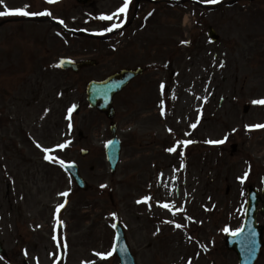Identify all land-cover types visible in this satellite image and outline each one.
<instances>
[{"label":"rangeland","instance_id":"374dc122","mask_svg":"<svg viewBox=\"0 0 264 264\" xmlns=\"http://www.w3.org/2000/svg\"><path fill=\"white\" fill-rule=\"evenodd\" d=\"M177 1L140 0L145 29L135 20L123 37L109 40L60 36L46 19L0 21V264H118L116 220L136 264H184L188 257L189 264H237L223 237L241 225L246 187L260 190L264 174V127H246L264 125V104L253 103L264 99V0L212 10ZM118 3L79 7L69 0L50 10L68 11L75 28L106 34L120 20L100 17L115 13ZM4 4L0 11H41L26 0ZM209 27L218 35L213 43ZM60 57L97 65L63 71L56 67ZM137 66L145 71L113 99L122 149L110 172L104 156L110 120L89 108L85 85ZM61 160L78 164L85 189ZM175 170L177 182H170ZM255 264H264V249Z\"/></svg>","mask_w":264,"mask_h":264},{"label":"water","instance_id":"95a60500","mask_svg":"<svg viewBox=\"0 0 264 264\" xmlns=\"http://www.w3.org/2000/svg\"><path fill=\"white\" fill-rule=\"evenodd\" d=\"M87 0H82L86 2ZM212 39H216V35L211 31ZM95 60H83L80 62H73L62 59L59 65L63 68H70L73 71H78L80 68L94 65ZM141 73L140 68L134 70L122 69L114 73L104 80H91L86 85L87 100L90 107L95 108L101 112H105L107 118L111 119L114 116V109L112 106V97L115 93L122 90V88L136 75ZM248 109L244 107V112ZM116 125H110V132L112 138L105 146L107 160L110 163L111 171H114L118 162L120 153V141L115 135ZM81 154H86V151H81ZM64 168L68 170L75 178L77 184L84 188L85 182L78 174V168L75 164H65ZM262 198L260 194L251 186L248 187V201L245 211V220L242 229L235 235H228L225 238L227 249L234 250L238 254L239 264H254L259 251L264 247L262 240V233L264 231V224L259 226L256 224L257 204L261 202L259 212L264 217V176L262 178ZM116 236L114 239V250L119 258L120 264H135L133 256L130 254L126 239L121 225L116 222ZM3 252L0 242V253Z\"/></svg>","mask_w":264,"mask_h":264},{"label":"snow or ice","instance_id":"6c2138e0","mask_svg":"<svg viewBox=\"0 0 264 264\" xmlns=\"http://www.w3.org/2000/svg\"><path fill=\"white\" fill-rule=\"evenodd\" d=\"M47 3H55L57 2V0H46ZM207 2L209 3H215L217 2V0H207ZM3 3V0H0V4ZM129 3H130V0H123V3L122 5L116 10L115 13H113L112 15H109V16H104V15H101L100 19H108V20H111L113 19L114 16H117L119 15L120 13H125L129 7ZM26 7H21V8H15V9H6L5 11H0V16H4V15H51V13L45 11V12H29V11H26ZM149 15H151V13H149ZM61 23H63V21H61ZM113 28L115 27H118V25L116 24H113L112 25ZM108 31H110L111 29H106ZM182 43H186L185 41H182ZM161 87H163V85H161ZM206 99V97H205ZM253 103H256V104H264V99L262 100H257V101H253ZM75 107V106H73ZM69 113H71L72 111V108H69L68 109ZM71 126V125H69ZM196 125L193 124L191 125V127H195ZM246 127H256V128H261V127H264V125H254V126H246ZM208 143H223V141H207ZM179 143V142H178ZM183 143L187 144V143H191V141H184ZM38 147H40V145H37ZM65 145L61 144V145H58V147L60 148H63ZM51 150L50 149H44V152L45 153H48L50 152ZM167 151L169 152H173L175 151V147L173 148H168ZM44 159L45 160H51L53 159V157L49 156V155H45L44 156ZM59 163L63 164L64 161H59ZM101 187H104V185H101ZM61 195H64V196H67L68 193L65 192V193H62ZM149 199V197H144L143 198V201H147ZM138 203L141 202V201H137ZM63 207V205H58L57 206V211L59 210V208ZM165 208L169 207L167 204L164 205ZM114 215V214H113ZM168 223H172V221H167ZM177 228L181 227V225L177 224L176 225ZM228 229H225V231H227ZM53 239H55V236L53 237ZM97 256H100L101 258H105L106 256H110L112 255L111 252H108V253H96Z\"/></svg>","mask_w":264,"mask_h":264},{"label":"flooded vegetation","instance_id":"af4514ba","mask_svg":"<svg viewBox=\"0 0 264 264\" xmlns=\"http://www.w3.org/2000/svg\"><path fill=\"white\" fill-rule=\"evenodd\" d=\"M4 1H5V0H3V3H4ZM19 1H21V0H12V3H13L14 5H17ZM26 1L31 2V3H35V2H37V3H39V4H46V3H47L46 0H26ZM67 1H68V0H57L56 3H57V4H60V2H61L63 5H66V2H67ZM3 3H2V4H3ZM2 4H0V6H1ZM47 4H49V3H47ZM75 5H77V6L80 7V5H78L76 2H75ZM68 15H69L68 11H66V14H65V11H64V14H63L61 17L66 18ZM134 18H135V15L133 16V19H134ZM40 19H46V18H45V17H41ZM11 20L23 21V19H20V18H15V19H11ZM45 21L48 22V23L51 22L50 19H46ZM131 23H132V21H130V22L128 23V25L131 24ZM143 29H145V26L141 29V31H142ZM157 114H158L159 118L162 117L161 114H159V113H157ZM25 264H26V262H25Z\"/></svg>","mask_w":264,"mask_h":264},{"label":"bare ground","instance_id":"6f19581e","mask_svg":"<svg viewBox=\"0 0 264 264\" xmlns=\"http://www.w3.org/2000/svg\"><path fill=\"white\" fill-rule=\"evenodd\" d=\"M125 25H126V24H125ZM125 25H124V26H125ZM61 212H62V211H61Z\"/></svg>","mask_w":264,"mask_h":264}]
</instances>
